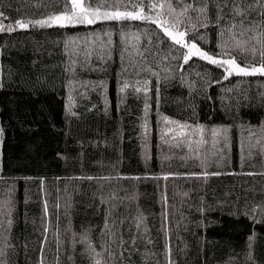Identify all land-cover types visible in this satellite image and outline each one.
<instances>
[{
    "label": "trees",
    "instance_id": "16d2710c",
    "mask_svg": "<svg viewBox=\"0 0 264 264\" xmlns=\"http://www.w3.org/2000/svg\"><path fill=\"white\" fill-rule=\"evenodd\" d=\"M83 5L0 0V264H264V74L160 25L262 65L264 0Z\"/></svg>",
    "mask_w": 264,
    "mask_h": 264
},
{
    "label": "snow or ice",
    "instance_id": "6c2138e0",
    "mask_svg": "<svg viewBox=\"0 0 264 264\" xmlns=\"http://www.w3.org/2000/svg\"><path fill=\"white\" fill-rule=\"evenodd\" d=\"M73 4L76 5V6H79L78 4V0H73ZM153 7H155V5H153ZM201 11H203V9H201ZM2 15V14H0ZM123 15L122 13H116L114 15H111V16H108L106 15L105 18L107 19H117V18H123ZM129 17L131 18H147V17H142V16H139V15H136V16H133L131 13L128 14ZM55 21L57 23H60L62 21H67L69 23L72 22V16H64V15H60V16H57L54 18ZM80 22L83 23L85 22V20L83 19H80ZM87 23L91 24L93 23V20L92 19H87L86 21ZM17 23L20 25V27H27V25L17 21ZM37 23L39 24H45L47 23V21H37ZM0 30H3V29H0ZM166 35L170 36L176 44H181L182 43V40L178 37H183V33H177V34H173L172 32L168 31L167 29H164ZM185 48L188 49V54L186 56H184V59H185V62H187V60L189 58H191L192 56H200V57H203L204 59L206 60H209L211 63L213 64H220L221 66L227 64V65H230L229 68L226 69V71L229 72V74H232V73H236V74H244V75H250V74H255V73H262L264 74V64L261 65V67L259 68H252L251 71H249L248 68L246 67H240L239 65L236 64V62L234 60H227V61H218L216 59H214L212 56H209L206 52H202L200 51L199 48H197V45L195 43L191 44L190 46L185 44L184 45ZM227 78V77H226Z\"/></svg>",
    "mask_w": 264,
    "mask_h": 264
},
{
    "label": "rangeland",
    "instance_id": "374dc122",
    "mask_svg": "<svg viewBox=\"0 0 264 264\" xmlns=\"http://www.w3.org/2000/svg\"><path fill=\"white\" fill-rule=\"evenodd\" d=\"M72 3H73V0H72ZM78 4H79V6H76V5L73 4V6H74V8H75V11H77V12H81V11H82V12H83V10H84L83 0H78ZM129 13H131L133 16L139 15V13H137V12H127V13H123V14H124V15H128ZM60 15L68 16V15L65 14V13H59V14H57L55 17L60 16ZM139 16H140V15H139ZM55 17H54V18H55ZM54 18L52 19V24L66 25V24H77V23H78L77 21H72L71 23H69V22H67V21H62V22H60V23H57V22L55 21ZM83 19H85V22H83V23H87V22H86L87 19H92L93 22H95V18H93V17H84ZM164 24H165V23H164ZM164 24H160V25L162 26L163 30H164V29H167L168 31L172 32L173 34H177V33H183V34H184L183 37H178V38H180V39L182 40V43H181L182 45L187 44V45L190 46L191 44L195 43V44L197 45V48L200 49V51H202V52H206L209 56H212L214 59H216V60H218V61L234 60V61L236 62L237 65H239L240 67H246V68L249 69V71H251L252 68H259V67H261V65L246 66V65L240 64L239 62H237V61H236L234 58H232V57H224V56H221V55H215V54L209 53V52L206 51L204 48H202V47H201L196 41L188 39V38L186 37L185 32H184L183 29H177V28H175V27H173V26L164 25ZM187 54H188V49L186 48V54H185V56H186ZM192 57H193V56H192ZM198 57H200V56H198ZM202 58H203V57H202ZM208 61H209V60H208ZM224 67H225V71H226V69L229 68L230 65L225 64ZM226 74L229 75V72L226 71ZM232 74H236V73H232ZM255 74H257V73H255Z\"/></svg>",
    "mask_w": 264,
    "mask_h": 264
}]
</instances>
